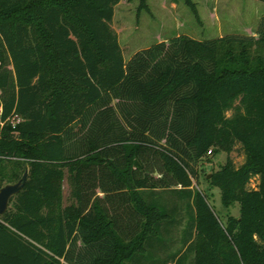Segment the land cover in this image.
<instances>
[{
    "label": "trees",
    "instance_id": "16d2710c",
    "mask_svg": "<svg viewBox=\"0 0 264 264\" xmlns=\"http://www.w3.org/2000/svg\"><path fill=\"white\" fill-rule=\"evenodd\" d=\"M121 1L0 0V187L28 170L0 215V264L155 260L177 211L146 190L192 199V264H264V15L258 37L179 34L126 61ZM220 151L210 181L241 211L225 223L189 189L196 163Z\"/></svg>",
    "mask_w": 264,
    "mask_h": 264
},
{
    "label": "rangeland",
    "instance_id": "374dc122",
    "mask_svg": "<svg viewBox=\"0 0 264 264\" xmlns=\"http://www.w3.org/2000/svg\"><path fill=\"white\" fill-rule=\"evenodd\" d=\"M198 8L199 18L193 13L184 0H147L148 9L138 12L139 0H122L115 8L113 27L119 34L120 44L128 61L135 52L147 48L160 41H168L179 34H188L197 39H210L230 34L252 35L258 37L257 28L264 15V1L261 0H193ZM229 115L232 111L228 112ZM235 164L240 166L245 161V154L240 145L230 154ZM228 154L220 151L218 154H207L196 163L197 175L192 177L190 190H200L220 219L225 223L231 216L238 217L241 213L238 202L226 207L222 203L219 187L212 185L210 179L213 173L226 163ZM9 166L7 170H9ZM258 178H253L250 186L257 187ZM179 187L178 191H184ZM175 190H146L144 196L149 200L156 198L166 206H175L177 213L169 218V224L164 222L160 233L163 244L155 242L157 254L151 260L159 259L162 264H192L194 253L184 243L188 223V203L190 197H182ZM63 193L65 204L69 195V186L64 181ZM187 194V193H186ZM81 243V242H79ZM155 248V249H156ZM159 258V259H158ZM150 260L142 263L150 264Z\"/></svg>",
    "mask_w": 264,
    "mask_h": 264
},
{
    "label": "water",
    "instance_id": "95a60500",
    "mask_svg": "<svg viewBox=\"0 0 264 264\" xmlns=\"http://www.w3.org/2000/svg\"><path fill=\"white\" fill-rule=\"evenodd\" d=\"M27 178L28 170L25 171L20 180L0 187V215L4 214L8 210L12 197L23 189Z\"/></svg>",
    "mask_w": 264,
    "mask_h": 264
}]
</instances>
